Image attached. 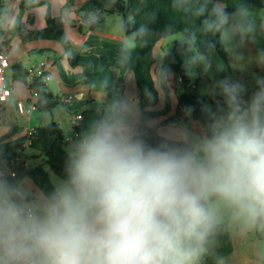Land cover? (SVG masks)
<instances>
[{
    "label": "clouds",
    "instance_id": "9594fccd",
    "mask_svg": "<svg viewBox=\"0 0 264 264\" xmlns=\"http://www.w3.org/2000/svg\"><path fill=\"white\" fill-rule=\"evenodd\" d=\"M231 5L172 0L200 26L177 33L168 25L161 38L190 51L197 32L225 47L264 38V14L245 0ZM144 19L131 33L134 17L118 21L122 66L147 46L156 13ZM204 61L196 51L184 66L191 74ZM255 62L264 68V51ZM157 75L167 85L172 74L162 67ZM256 84L249 94L242 83L221 82L223 100L208 124L156 127L154 143L138 104L114 99L71 143L50 191L35 192L0 161V264H201L225 226L264 234V78Z\"/></svg>",
    "mask_w": 264,
    "mask_h": 264
},
{
    "label": "crops",
    "instance_id": "0c3cea01",
    "mask_svg": "<svg viewBox=\"0 0 264 264\" xmlns=\"http://www.w3.org/2000/svg\"><path fill=\"white\" fill-rule=\"evenodd\" d=\"M30 1L40 3V5L30 9L21 8L23 2ZM67 1L0 0V45L10 63V68L6 71L8 99L7 102L0 105V138L10 130H13L12 135L8 139L0 141V161L4 163V166L12 177L23 179L25 184L37 193L42 192L29 179L27 171L43 165L44 158L37 152L28 149L29 137L27 136V132L29 130H33V128L40 125H46L51 120H54L58 123L65 136V150L67 151L75 140L70 130V125H67L68 121L71 122L74 129L75 127L78 128L77 126H79L80 122V127H84L83 121H85L86 112H90L93 118L97 119L101 115L102 110L114 99L134 100L139 106V91L131 71L120 74L118 70L96 68L99 76L93 86H87L82 82L84 78L82 69L69 65L68 59H72L78 54L83 56L103 55L110 62L119 64L117 62L119 54L111 50L102 47H92L82 50L81 46L85 42L94 40L120 44L123 36L115 37L110 32H104L102 37L97 36L94 30L100 27L98 17L108 13H93L85 20H81L80 15L66 8ZM84 1L86 0H75L74 3L78 5ZM47 11L53 17H62L65 35L71 44V47L67 51L55 41L38 40L23 42V36L45 27V13ZM124 20H127V18ZM78 26L82 27V32L78 31ZM162 42L163 40L158 42L153 48L154 64L152 67V78L158 92V102L154 107L147 109L151 111H160L165 105L164 91L161 88V80L158 79L157 75L162 67L164 58V52L161 50ZM36 57L40 58L41 61L36 60ZM40 64L44 65L51 79L42 84L35 82L32 86L37 89V85H43L46 90L52 93L54 98L58 99V105L49 112L48 121H44L45 119H41L36 114L40 109L37 107L39 98L36 102L35 110L31 111L28 115H21L16 109L17 102H23L26 107L29 106L28 104L31 102V90L25 79V71L32 66ZM57 64L62 67L68 84L64 83L61 79ZM17 67L19 68L18 70L16 69ZM180 84L179 77L171 75L170 82L166 85L170 101L169 112L164 116L147 121L149 126L159 124L174 114L177 103L176 96L180 91ZM63 96H72V101L64 103L61 100ZM78 114H81L83 117L79 122L74 120V117ZM64 126H66L67 131H65ZM21 150L24 151L22 155L11 156L12 153H17ZM44 169L47 171L51 183L54 184L56 181L54 177L56 176L47 166H44Z\"/></svg>",
    "mask_w": 264,
    "mask_h": 264
},
{
    "label": "trees",
    "instance_id": "16d2710c",
    "mask_svg": "<svg viewBox=\"0 0 264 264\" xmlns=\"http://www.w3.org/2000/svg\"><path fill=\"white\" fill-rule=\"evenodd\" d=\"M74 1L75 0H68L66 8L80 15L81 20H85L89 15L97 12L123 14L125 9L128 8L130 17H134L136 20L134 26L129 25V33L137 30L140 24L145 22L144 18L147 13H156L155 21L148 24L152 35L146 37L148 40L147 46L138 47L133 52L131 61L127 65L122 66L110 62L108 58L103 55L83 56L80 54L72 59H68V63L71 67H79L82 69L84 76L82 82L87 86H93L95 84L99 76L96 68L118 70L120 74L131 71L139 91V108L145 119L149 121L150 119L166 115L170 109V101L167 87L162 82L161 88L164 91V108L160 111L147 110L154 107L158 102V92L152 78V67L154 64L153 48L158 42L164 40L161 38V33L168 25H172L175 32L180 33L183 32L185 28H190L192 30L198 29L200 26V19L177 12L171 7L172 0H86L78 5H75ZM231 2L232 0H229V7L227 9L229 12L235 10ZM245 2L252 8L261 9L262 14H264V0H245ZM38 5H40V3H35L33 1L23 2L21 8L30 9ZM78 31H83L81 26H78ZM22 40L23 42L38 40L55 41L65 51L71 47L64 32L62 17H53L49 11L45 13V27L41 30H35L26 34L22 37ZM206 42L213 43L215 47L211 51L216 50L219 55L225 58V51L219 39L211 35L204 36L199 32H197L195 51H198L200 54H209L211 51L206 47ZM92 47H102L116 54H119L120 51V44L101 40L85 42L81 46V49L84 50ZM186 48H188L186 44L181 46V44L175 43L173 49L169 51V54L167 56L164 55L162 67L168 68L172 75L178 76L181 84L180 91L176 96L177 103L174 114L159 124L149 126L150 139L153 143L157 140L155 135L156 127L160 128L163 126L176 125L190 118L199 126L206 125L210 122L211 111L206 108V100L200 96L197 83H191L189 73L180 55V52ZM57 67L61 79L64 83L68 84L62 67L59 64H57ZM16 69L18 70L19 68L17 67ZM37 89L40 99L37 107L51 112L54 107L58 105V99L54 98L52 93L46 90L43 85H37ZM210 104L212 111H216L217 106L215 102L210 101ZM75 129L77 130L76 127ZM12 133L13 130H10L0 138V141L8 139ZM65 147V136L58 123L54 120H51L46 125L33 128L32 135L29 137L28 149L41 155L44 158V164L29 169L27 171V176L41 192L50 191L53 186L44 166H47L58 178L64 176V165L67 157ZM23 152L24 151L21 150L17 153H12L11 156L22 155ZM257 238L259 240H264V234H257ZM232 252V238L228 226H225L215 237L209 253L203 258L201 264H218L220 259H226Z\"/></svg>",
    "mask_w": 264,
    "mask_h": 264
},
{
    "label": "rangeland",
    "instance_id": "374dc122",
    "mask_svg": "<svg viewBox=\"0 0 264 264\" xmlns=\"http://www.w3.org/2000/svg\"><path fill=\"white\" fill-rule=\"evenodd\" d=\"M254 10H262L253 8ZM129 18L130 11L128 8L125 9L123 14L108 15L103 14L98 17V23L100 27L94 30V33L102 37L104 32H110L115 37L124 36L118 30L117 24L120 18ZM175 43H179L178 40H174L169 37L164 39L161 44V50L165 53L166 51L172 50ZM180 44V43H179ZM223 45V44H222ZM225 51V58H223L216 50L211 51L209 54H201L205 57L204 62L196 63L192 69L190 80L191 83H197V89L202 98L206 100V108L211 113H218V101L223 100L221 96V89L219 87L221 82L229 83H242L248 90V93L255 91L257 88L256 81L258 78H264V68L260 67L256 62L255 58L260 51H264V38L258 36L257 42L252 43L251 41H244L240 43L239 39L232 42L229 47L223 45ZM196 51H190L188 48L180 52L181 58L185 61V58H191L195 55ZM36 60L40 58L36 57ZM207 64V67L205 66ZM189 73V72H188ZM210 101L215 102L217 106L216 111H212ZM39 115L44 121H48L49 112L46 109L40 108ZM84 127L77 126V130L72 128V124L68 121L67 125H70V130L74 139L76 140L79 134L87 128L91 121L94 120L93 115L90 112L85 114ZM45 123V122H44ZM174 126H187L190 129L198 128V124L194 123L191 119L181 121L178 125ZM65 131H67L66 126ZM74 127V126H73ZM167 126L166 128H168ZM55 180L58 177H54ZM233 243V252L230 256L224 259V264H264L261 261L259 254L264 252V240L257 238V232L248 233L247 235H240L231 227H228Z\"/></svg>",
    "mask_w": 264,
    "mask_h": 264
},
{
    "label": "built area",
    "instance_id": "2783aa9c",
    "mask_svg": "<svg viewBox=\"0 0 264 264\" xmlns=\"http://www.w3.org/2000/svg\"><path fill=\"white\" fill-rule=\"evenodd\" d=\"M10 68L9 59L0 45V105L7 102L8 99V86L6 80V71ZM25 79L31 90V102L26 107L23 102L16 103L17 112L21 115H28L31 111L35 110L36 102L39 98V92L32 85L35 82L45 83L51 79V76L48 74L43 64L32 66L25 71ZM61 100L64 103H69L72 101V96H63ZM82 115L78 114L74 117V120L79 122L82 120ZM33 130H29L27 132V136L30 137L32 135Z\"/></svg>",
    "mask_w": 264,
    "mask_h": 264
},
{
    "label": "water",
    "instance_id": "95a60500",
    "mask_svg": "<svg viewBox=\"0 0 264 264\" xmlns=\"http://www.w3.org/2000/svg\"><path fill=\"white\" fill-rule=\"evenodd\" d=\"M191 119V118H190ZM192 120V119H191Z\"/></svg>",
    "mask_w": 264,
    "mask_h": 264
}]
</instances>
